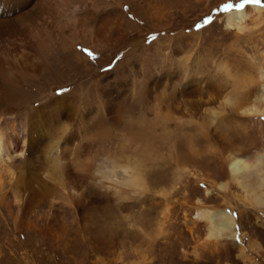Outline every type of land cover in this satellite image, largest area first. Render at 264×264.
Wrapping results in <instances>:
<instances>
[{
    "label": "rangeland",
    "instance_id": "rangeland-1",
    "mask_svg": "<svg viewBox=\"0 0 264 264\" xmlns=\"http://www.w3.org/2000/svg\"><path fill=\"white\" fill-rule=\"evenodd\" d=\"M84 1L88 2V10H92L95 2L98 13H102L103 8L109 5L121 20L120 28L128 39L119 38L113 46L114 54L98 65V57H90L88 51H84L88 47L79 48L83 51L81 55L89 57V63L92 62L96 67L90 73H85L82 79L76 77L70 80L67 75L73 71L65 75L62 70L65 65L54 58L66 54L62 52L63 47H69L71 41L78 40L81 45L90 47L85 35L90 33L92 24L77 22L78 18L84 19L85 14L77 10L84 6ZM227 2L229 0H68L67 6L57 7L54 14L59 24L50 32L52 48L56 49L51 60L53 63L49 67L50 58L45 61L46 51H38L39 72L35 79L25 80L23 102L15 108L9 107L3 113L1 110L0 119L23 122L27 115H34L46 103L62 96H77L80 109L90 107L100 98L106 104L103 113L82 125L84 129L87 128L85 132L92 135L87 138H92L86 145L87 151L78 154L81 159H85L87 154L92 158L87 172L89 176L71 169L69 154L72 142L57 146L60 152L59 165L63 166L67 176L66 186L71 188V194H78L77 198H80L78 210L74 211L73 206L57 197L52 200L54 196L51 198V206L48 204L44 212L49 211L47 219L50 224L63 219L67 230L60 235L49 232L51 236L48 233L43 236L36 228L18 230L14 226V214L9 205L0 202V264H128L132 260L134 247L139 244L149 247L147 260L140 264H264V214L243 204V192L237 186L230 185L226 193L210 186L212 183L228 181V168L223 162L228 147L214 137L209 129L205 132L208 138L201 136L197 124L187 111L196 106L193 102L199 98L201 102L206 100L210 108L217 106L207 102L208 79L217 84L219 78L230 77L235 72L254 73V69L246 62V55L254 54L256 63L264 67L261 59V52H264V6L247 5L245 18L241 22L245 30L237 32V29L227 28L225 24V18L233 12L215 11ZM127 5L130 15H127V9L122 8H127ZM254 6L261 9L259 15L252 10ZM62 14L64 18L60 22ZM209 16L212 22L202 29H196L195 25L203 23V19ZM153 36L156 37L155 41L151 40ZM102 49V54L107 56L111 46L104 45ZM72 53L73 49L70 55ZM47 72L56 74L49 85L42 80ZM88 74L93 79H87ZM224 78V93L221 91V94L232 89L231 80ZM200 80L203 84L193 88L192 85ZM80 87L83 91H79ZM156 101L162 113L168 114L163 121L168 131L165 143L176 144L181 154L191 144L195 153L187 162L190 168L180 178L174 173L175 167L165 158L155 159L146 164L151 165V169L145 172L141 170L142 175L147 174L149 183L153 184L162 180L169 182L173 176L176 177L169 195L174 204L167 215V228L163 235L152 240L148 238L147 232L154 216L153 208L162 197L156 194L151 199L147 195L133 194L131 188L114 184L116 179L112 176L121 178L126 167L135 165L138 144L125 133L130 126L138 127L140 121L152 118L151 108ZM116 109L120 116L118 121ZM204 116L203 121L208 123L209 114ZM69 117L64 116L53 127L52 133L40 138L28 162L17 165L24 175H38L40 179L42 175L49 174L50 170H55L53 162L57 151L53 146L54 141L58 131L63 133L61 128L73 130L76 121L68 122ZM48 121L45 115L43 122ZM247 122L246 132L241 129H225L223 126L218 130L223 131L221 133H225L233 144L244 147L246 156L255 152L264 153V119ZM97 127H101L107 136L94 141ZM158 143V153L164 154L166 146ZM62 145L67 149L64 150ZM209 146L218 151L217 156L207 151ZM18 154L19 151H15L9 158H15ZM98 164L104 167H98ZM112 164L116 165V171H111ZM100 175L107 179H102ZM2 182L6 184L8 180L3 179ZM200 185L205 187L201 188ZM197 201L212 210L228 207L231 213L235 212L237 215H232L239 242L237 236L234 240L217 243L208 240L205 237L206 224L194 218ZM118 253L123 254L122 259L117 258Z\"/></svg>",
    "mask_w": 264,
    "mask_h": 264
},
{
    "label": "bare ground",
    "instance_id": "bare-ground-1",
    "mask_svg": "<svg viewBox=\"0 0 264 264\" xmlns=\"http://www.w3.org/2000/svg\"><path fill=\"white\" fill-rule=\"evenodd\" d=\"M67 3L68 0H0V112L1 110L2 113L7 111L9 107L15 108L23 102V90L26 88L25 80L35 79L39 72L40 61L37 59L39 50L46 51L45 61H48V58H50L49 67L51 66V60L56 49L53 50L52 48L50 32L56 29L59 24V19L54 13L58 6H67ZM96 6L95 2H93L94 9L91 7L92 10H88V2L84 1V6L81 7L82 9L74 8L85 14L84 19L78 18L79 20L77 22L79 24H92L90 26V33L85 35V39L89 41L90 47L88 45H81V41L78 40L76 42L71 41L69 47H63L64 50L62 52L66 54H61L58 57L56 56L57 58H54L65 65L62 68L65 75L73 71V73L67 75L70 80L76 77L82 79L84 75L86 76L85 73H90L96 67L92 62L89 63V57L81 55L83 51H80L79 48L88 47V51L94 53L92 56L98 57L99 60L96 64L98 65L114 54L115 47L113 46H115V42L118 43L119 38V40L123 37L127 38L120 28L122 26L121 20L116 16L115 11L110 9L109 5H106L102 13H98ZM122 8L127 9V15H130L128 5L127 8ZM252 10L258 13V15L261 13V9L256 6ZM245 15V9L233 12L230 15L228 14L227 17L225 16L226 27L230 29L235 28L237 32H242L245 29L242 28L241 22L245 18ZM63 18L64 15L62 14L60 22ZM73 19L75 18L73 17ZM127 24L129 25V23ZM92 28H94V31ZM14 42L20 44L16 45ZM104 45L111 46V50L107 56L102 54ZM72 49L73 53L70 55ZM24 50H27V52ZM261 55L264 65L263 51ZM253 56L246 55V62L250 65L249 67L254 69V73L235 72L230 77L224 76L228 77L232 82V89L228 93L221 94V91L224 93L222 90V84L224 83L222 79H225L224 77L219 78L217 84L208 79L209 94L207 96V102L211 105L217 104L216 107H208L206 100L201 102L199 98L193 102V104L196 103V106L189 108L187 111L192 120L197 124L196 128L201 136L208 138L209 136L205 132L206 129H209L214 137L219 138L220 142L228 147L223 157V162H225L228 168V172L226 173L228 181L224 183H212L210 186L214 189L217 188L222 193L229 192L230 185L237 186L243 192V204L257 211H262L261 213L264 214V153L255 152L251 156H246L244 147L233 144L225 133H221L223 131L220 132L218 130L220 126H223L225 129H241L246 132L248 131V128L245 126L248 123L247 121L261 120L264 117V67L257 64ZM72 62H74V65ZM258 63H260V60ZM53 71H55L54 68ZM231 73L232 71L228 74ZM88 75L89 78L86 77L87 79H93L91 74ZM55 76V73L47 72L42 76L43 83H48L49 85L51 80L55 79ZM63 79L65 80L66 77ZM202 84L203 82L200 80L197 81V84L192 85V87H199ZM81 89L82 87H80L79 91H83ZM183 91L186 93L184 89ZM71 96L54 98L46 103L44 107L38 109L35 114L33 113L34 115H27V119L25 121L23 120V122L19 121L16 123L17 121L14 122L12 120L6 122L0 119V202L5 205L7 204V206L9 205L10 211L14 214V226L18 230L36 228L43 236L47 233L50 234L49 232L51 234L54 232L55 235L63 234L67 230L66 222L61 219L60 221H52L50 224V220L47 219V213L49 211L44 212V210H47L48 204L52 203V200H55L56 197L64 201L67 205L73 206L74 211L78 210L77 204L80 198H77L78 194H71V188L69 189L66 186L65 179L67 176L64 174L63 166L59 165L60 152L58 153L57 146L60 143L65 146L67 142H72L71 153L69 154L71 157V159L69 157L70 167L82 173V175H87L92 158L90 159V156L87 154L84 156L85 159H81L78 154L87 151L86 148L88 147L86 145L92 139L90 138L88 140L87 138L92 135L85 132L87 128L84 129L82 125H86L88 120L103 113L102 111L106 103L101 102L100 98L94 101L90 107L80 109L78 97ZM189 104H192V102ZM198 105L199 108L197 109ZM151 109L152 118L150 120L144 119L140 121L138 127L130 126L125 133L127 137L137 141L136 145L138 144V149L135 151V165L133 167H126L125 171L122 169L124 176L121 178L119 176L117 178L115 176L112 177L116 179L114 184H119L128 189L131 188L133 194L147 195L151 199L156 194L162 197V200L153 208L154 216L151 218V227L147 232L148 238L154 240L164 233L167 228L165 225L167 215L169 214L171 205L174 204L169 198V195L176 183V177L173 176V179L169 182L162 180L159 183L153 184L149 183L147 174L142 175L141 170L145 172L152 168L151 165H146L147 163L154 162L155 159L160 160L161 158H165V160L169 161L175 167L174 173L177 178H180L183 175L182 173L190 168L187 162L190 161V158L195 153V148L193 149L190 144L189 147L184 148V154H181L176 144L172 142L170 144L165 143L168 140V131L164 128L163 121L168 114L162 113L157 101L154 102L153 108ZM70 113H76L74 114L75 118ZM206 113L209 114L208 123L203 121ZM45 115L49 120L48 122H43ZM64 116L66 118L70 116L68 122L73 120L76 122L73 123L74 128L72 131L70 130L71 132L68 131V127L61 128V130H64L63 133L57 130L58 135L53 145L57 151L56 158L53 162V168L55 170H50L49 174L42 175L40 179L38 175H24L23 171L17 165L28 162V158L35 153V147L38 146L40 138L46 137L47 133H52L53 127ZM118 116L119 111L116 109V121H118ZM158 126L159 129H157ZM60 127H57V129ZM96 130L98 134L96 133V140L94 141H97V138L107 136L101 127H97ZM99 140L101 141L103 139ZM158 142L166 146L164 154H160L161 152L158 153ZM63 145L62 147L64 149ZM15 151H19L20 154L15 158H9V155ZM207 151L214 156L218 155V151H214L210 146ZM63 162L61 163L63 164ZM110 162L112 161L110 160ZM98 165V167H104V165ZM115 169L116 165L111 167V171ZM100 176H102V179H107L103 175ZM3 179L8 180V182L6 184L3 183ZM52 197L54 198L51 200ZM227 208L212 210L197 201L194 218L206 224L207 233L205 237L208 240L217 243L225 240H234L237 236L234 217L231 209ZM40 215L43 216L39 218L38 216ZM36 216L38 219L35 218ZM32 219L34 221H31ZM31 222L35 225L32 226ZM148 248V245L145 246L143 244L135 246L132 260L128 264H140L147 260V256L149 255ZM116 256L122 259L123 254L118 253Z\"/></svg>",
    "mask_w": 264,
    "mask_h": 264
},
{
    "label": "snow or ice",
    "instance_id": "snow-or-ice-1",
    "mask_svg": "<svg viewBox=\"0 0 264 264\" xmlns=\"http://www.w3.org/2000/svg\"><path fill=\"white\" fill-rule=\"evenodd\" d=\"M247 5H260L264 6V3H262V0H239V2H232V0H229V2L222 4L219 8H217L215 11L219 13H230V12H238L245 9ZM212 22V17H206L203 19V23H198L195 25L196 29H202L206 25H209ZM156 37H151V40L155 41ZM84 51H88L85 49ZM88 55L91 57L93 54L88 51ZM95 58V57H93ZM264 119V117H262ZM201 188L205 187V185H200ZM233 215H237L235 212L232 213ZM237 242H239V236H237Z\"/></svg>",
    "mask_w": 264,
    "mask_h": 264
}]
</instances>
